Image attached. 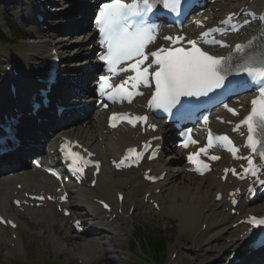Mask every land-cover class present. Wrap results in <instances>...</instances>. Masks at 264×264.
<instances>
[{
	"label": "snow or ice",
	"instance_id": "obj_1",
	"mask_svg": "<svg viewBox=\"0 0 264 264\" xmlns=\"http://www.w3.org/2000/svg\"><path fill=\"white\" fill-rule=\"evenodd\" d=\"M183 0H111L104 3L95 16V26L99 34V43L105 49L99 59L106 65L107 75L99 77L98 92L101 97H107L108 100L114 101L119 98L121 101H127L131 104L136 96H143L144 92L140 91L141 87L150 91V98L146 106L149 109H162L171 115L174 108L177 109V115H181L185 110V105L181 103L182 97L199 98L207 96L218 89L228 90L230 84L238 83L245 88L256 87L258 95L251 100L250 113L245 116L233 131H239L241 126L247 128L246 148L252 153L264 159V33L259 38L253 37L248 42L237 43L233 46L224 43L218 39L216 34H223V30L218 27L208 28L200 33L198 39H186L182 35L164 36V40L170 41V47H157L152 50L148 46L156 40L158 26L149 23V18L159 7L170 13L180 14ZM234 15V14H232ZM264 19V18H262ZM228 20L221 21L222 24L228 23ZM200 25V21H196ZM248 23V21H245ZM235 30V29H234ZM257 40L260 41L257 44ZM189 45L185 47L183 44ZM202 45H209L211 48H204ZM230 48L227 55H217L211 49L215 46ZM124 73L118 84L110 82L114 76ZM232 76H243L245 79L239 81H230ZM130 89L129 90V86ZM180 105L179 108L177 106ZM104 104V107H107ZM229 112L238 115L235 109L229 108ZM207 121V118H204ZM126 121L132 127L138 123L148 124L153 131L157 125L148 123L146 115H132L127 112L113 113L110 117V126L116 128L119 123ZM159 139V137H154ZM220 142V145L226 148L234 158L246 160L247 167H243V175H240L236 169H225V179L230 172L232 175H240V178L250 174L257 177V171L254 166V160L251 155L238 156L239 148L227 135L212 137L209 134L207 146L201 147L198 151L190 153L187 156L188 161L196 165L194 169L203 175L204 170H208L210 165L200 159L201 154L208 157L211 161L219 160L216 155H209V149L213 148V141ZM195 139L188 134L187 141L183 147L187 148L189 144H197ZM151 147V142H146L144 151ZM60 151L66 159L72 163L69 165L73 173L83 175L85 167L93 162L86 159L79 152L71 150L69 142L65 140L60 145ZM86 151V150H85ZM87 155L90 157L91 152ZM157 155L156 151L152 152L150 158ZM144 157L143 151H137L136 148H129L125 156L115 163L117 168L126 166V162L138 163ZM130 163L127 166H130ZM96 171L99 172V162H95ZM51 171L53 176L59 179L55 171ZM155 180L157 177H149ZM260 184L264 185V179H259ZM95 183V181H93ZM66 194L61 196L66 200ZM123 197H121L122 199ZM33 199L43 201L44 196H36ZM47 199H53L49 196ZM220 199V196H217ZM17 205L22 202L15 201ZM103 203L105 208L109 205ZM236 204L235 199L232 200ZM65 214L67 215V211ZM254 226H264V218L255 216L248 218L246 221ZM77 228L80 222H74ZM0 224H9L13 228L15 223L11 220H5L0 217Z\"/></svg>",
	"mask_w": 264,
	"mask_h": 264
},
{
	"label": "bare ground",
	"instance_id": "obj_2",
	"mask_svg": "<svg viewBox=\"0 0 264 264\" xmlns=\"http://www.w3.org/2000/svg\"><path fill=\"white\" fill-rule=\"evenodd\" d=\"M15 1L21 0H14V2ZM29 1L33 4L31 8L32 11L35 12L39 5L34 3L35 0ZM60 1L63 2L64 0ZM66 3L67 1H64V4ZM246 4L247 0H226L224 2H219L216 4L217 13H208L206 15L209 18L206 25H209L210 18L213 19L227 12L235 11L237 8ZM263 4L264 0H254L252 6L261 9ZM61 6L57 8L58 11L62 10ZM34 25L33 28L27 31V36L34 41L24 44L25 46H23V52L26 53L27 59L30 61V68L26 69L25 61L22 62L21 60V62H18L22 68L28 72H31L30 70L35 68L38 57L44 60L52 50L58 49L67 52L70 49L69 47L73 46L69 42L64 41V38H60L59 35H56L59 30L53 29V27L51 29L47 27L50 33L47 34L46 31L42 32L40 29L43 24L34 22ZM249 34L251 33H246L243 37L247 38ZM73 39L78 40V42H74V44H76L73 48L76 53L81 52L83 55H87L92 49L91 47L94 46L88 32H84V34L80 35L77 34ZM3 56L7 60L10 59L8 55ZM3 63L4 62L0 60V64ZM82 68H84V63L82 64ZM78 74L84 75V73ZM22 76H24V72ZM3 88V71L0 69V106L5 105L7 101V96ZM140 103V100L135 101L132 107ZM37 116H39V114ZM27 120H33V118L27 117ZM103 123L104 113L95 111L92 116L85 121L84 125L81 123L71 125L72 127L58 133L55 137H60L63 134L75 137V139H78L83 145H86L96 153L97 157L101 159L103 167L105 166L107 158L119 155L124 148L137 142L135 139V137H137L136 131L120 129L112 132V134L107 131L104 133L105 129ZM132 135L135 136L134 139H132ZM48 141L50 144H54L55 138H43L42 136L39 138V142L41 143L46 144ZM169 150L171 152L170 156L164 160L159 159L154 166H151L154 168L153 174H156L158 168H167V175L164 180L155 185L149 186L142 183L139 178L137 179L135 177V172L133 170L126 173L124 172V178L119 179L115 178L112 173L107 172L106 168H104L100 172L97 185H95L96 187H94V189H88L83 186L76 188L75 197H71L74 204L72 215L77 216L87 224L91 223L92 231L96 233L99 229L100 233L99 235L95 234L93 237L86 238L70 236L69 240L74 242L72 247H69L64 239L53 237L54 239H52L55 242L54 244L57 245V249L64 248L69 251V253L72 252L71 254L82 259L84 258V263L91 260L90 253L92 251L98 249L103 250L104 246H107L110 250L112 245H116L117 241L126 240L130 234L129 226L123 223L128 215L129 206L133 205L138 198L142 201L145 196L149 194L150 198L155 199L158 203L160 213L164 215L171 214L178 219L179 225L183 230L185 229L186 235L189 236L192 241L194 240L192 244L195 250L202 247V250L204 249L207 251L205 255L211 254L206 258L207 260L203 264H219L220 260L226 258V252L238 250L240 247L239 235L243 232L244 228L235 225L239 218L246 217L248 213L244 203L240 202L235 209L238 213L237 216L230 215L229 211L231 208L227 203H223V201L215 202V200H213V198L215 199L216 197L215 192H222L229 187L228 182L221 184L219 179H216L214 175H208L203 178L194 177L186 172L187 167L183 165V157L180 156V153L171 148H169ZM110 152L114 154L107 155V153ZM25 154L30 153L25 152ZM145 167L144 170L150 168L148 166ZM156 175L158 176V173ZM16 185H21V191L16 190ZM55 186L56 184L53 180L43 177L39 171L34 169L26 170L24 167H21L18 171L0 172V213L11 215L8 203L13 193L19 195L22 192L32 193L33 191L40 190L52 192L49 188L53 189ZM121 190H124V192ZM155 190H160L159 194H153ZM115 192L122 193L124 196L122 204H113V211L118 212V210H121L122 215L120 219L109 221L108 219L112 216V213L108 217H105L107 215L98 211L99 209L93 203V199L102 200L101 198H103L110 201L114 199H112V196ZM112 203H115V200ZM261 206L262 204H260V206L256 205L253 208H255L256 211H260ZM225 209H228V211L225 212ZM23 214L24 216H30L31 219L44 223L43 225L46 228L51 226V222L55 218L50 206H47L45 209L30 210L23 208L22 215ZM14 217L19 218V215L14 214ZM203 225L205 228L202 231L201 228ZM72 248L76 250L74 253ZM256 259L257 257H254V260ZM111 261L113 264H118L116 258H113ZM220 264H223V262Z\"/></svg>",
	"mask_w": 264,
	"mask_h": 264
},
{
	"label": "rangeland",
	"instance_id": "obj_3",
	"mask_svg": "<svg viewBox=\"0 0 264 264\" xmlns=\"http://www.w3.org/2000/svg\"><path fill=\"white\" fill-rule=\"evenodd\" d=\"M68 3L70 2L67 1L66 4L68 5ZM8 19L9 21L6 18H5V21L2 20L0 23V27H1L2 32L10 31L14 33V38L12 42L14 46L11 48L12 49L11 55L19 59L15 55V53L18 54V52L22 51L24 44L30 41L27 40L23 36L22 32L21 33L18 32L13 27V25H11L12 22L9 17ZM7 22L9 23L8 25H7ZM53 29H56V28L53 27ZM3 49H4L3 46L0 44V55H4ZM165 219H167V221H165ZM60 226H61V223L59 222L54 223L53 226L50 228V231L59 235L60 237L65 236L68 238L69 237L68 233L64 230V228ZM149 226H154L152 228L157 231L169 232V235H167V238H168L167 252L169 250V253L167 255H169L172 250H178L181 252V258H179L176 264H203L204 262H206L207 260L206 256L202 255L200 250L195 251V249L193 248V245H191L192 241L190 240V238H187L185 236L183 232V228L180 227L178 220L171 218V215H168V217H162V218H159V216H156V215H149V214L134 215L132 218V222H131V233L133 230V234L136 235V229L138 227L149 229L151 228ZM155 227H159L160 229H157ZM30 228H31V231L28 230L27 228H23L22 231H20L22 242H25V241L28 242V243H25L26 244V248H25L26 254L30 252V249H32L34 245H36L39 248H43V249L44 247L46 248L47 238L49 237L44 227L31 226ZM41 232H43V234H41ZM1 237L2 239L5 240L6 236L5 234H1ZM132 242L133 240L131 238L125 242H122V243L117 242L116 245H112V247L110 248V251L107 248L109 252L108 254H106L105 260H100L98 258L97 251L94 250L90 253L91 260L87 261L86 264H113L111 262L113 258H116L118 260V264H128V261H130L133 258L132 254H134ZM189 248H192V250H188ZM187 251H189V253H187ZM6 252L7 251H3L0 254V257L4 254L13 256L12 253L10 252L6 253ZM135 254H139L138 250H136ZM49 255L51 256V253ZM24 256L25 254L22 257ZM64 257L67 258L68 256L65 255ZM13 259L15 261L14 264H22L24 262V258L18 261L17 260L18 256H15V258ZM67 264H76V262L74 260H71Z\"/></svg>",
	"mask_w": 264,
	"mask_h": 264
},
{
	"label": "trees",
	"instance_id": "obj_4",
	"mask_svg": "<svg viewBox=\"0 0 264 264\" xmlns=\"http://www.w3.org/2000/svg\"><path fill=\"white\" fill-rule=\"evenodd\" d=\"M142 237L143 241L141 242L145 253L151 258L153 263L155 262L160 264L156 259L162 257L164 254V243L166 242V236H162L151 231H142Z\"/></svg>",
	"mask_w": 264,
	"mask_h": 264
}]
</instances>
